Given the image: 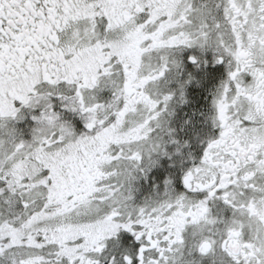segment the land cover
Here are the masks:
<instances>
[{
  "label": "snow or ice",
  "instance_id": "obj_1",
  "mask_svg": "<svg viewBox=\"0 0 264 264\" xmlns=\"http://www.w3.org/2000/svg\"><path fill=\"white\" fill-rule=\"evenodd\" d=\"M0 264H264V0H0Z\"/></svg>",
  "mask_w": 264,
  "mask_h": 264
}]
</instances>
